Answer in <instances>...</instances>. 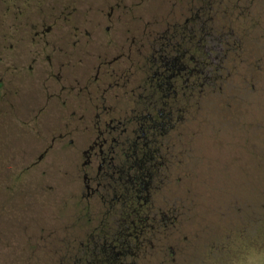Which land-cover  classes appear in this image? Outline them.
<instances>
[{"label":"flooded vegetation","instance_id":"flooded-vegetation-1","mask_svg":"<svg viewBox=\"0 0 264 264\" xmlns=\"http://www.w3.org/2000/svg\"><path fill=\"white\" fill-rule=\"evenodd\" d=\"M237 1L0 0L4 257L25 247L33 261L26 183L49 156L65 167L64 264L179 257L186 210L167 186L182 126L238 47Z\"/></svg>","mask_w":264,"mask_h":264},{"label":"rangeland","instance_id":"rangeland-1","mask_svg":"<svg viewBox=\"0 0 264 264\" xmlns=\"http://www.w3.org/2000/svg\"><path fill=\"white\" fill-rule=\"evenodd\" d=\"M233 24L240 39L223 57L225 76L199 93L180 131V179L167 188L179 193L186 214L180 255L164 264H264V0L237 1ZM50 158L26 183L33 261L29 248L14 258L0 246V264L65 263V167ZM165 253L173 255L169 247Z\"/></svg>","mask_w":264,"mask_h":264}]
</instances>
